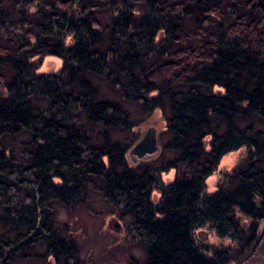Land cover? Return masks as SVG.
<instances>
[{
	"label": "trees",
	"instance_id": "1",
	"mask_svg": "<svg viewBox=\"0 0 264 264\" xmlns=\"http://www.w3.org/2000/svg\"><path fill=\"white\" fill-rule=\"evenodd\" d=\"M50 55L61 68L39 71ZM157 109L168 138L133 165ZM97 198L144 264H233L195 232L211 224L238 241L264 222V0H0V264L38 244L44 263L78 264L56 205Z\"/></svg>",
	"mask_w": 264,
	"mask_h": 264
},
{
	"label": "rangeland",
	"instance_id": "2",
	"mask_svg": "<svg viewBox=\"0 0 264 264\" xmlns=\"http://www.w3.org/2000/svg\"><path fill=\"white\" fill-rule=\"evenodd\" d=\"M62 65V59L50 55L43 60V64L39 71L51 72L60 69ZM151 128L155 129V133L160 142L161 137L163 140L168 138V134L164 131L166 129V122L162 111L158 109L155 110L151 117L143 121L140 128H137L136 131L139 135L137 141H135L136 144L145 136V132L149 131ZM135 146L134 144L133 147ZM247 152L245 147H241L239 150L229 151V153L221 159L216 170L206 181L207 193L214 192L218 189L219 184L225 181V177L229 172L247 156ZM230 155L233 157L231 162H224ZM134 159L135 156L133 153L129 161L133 165H137L142 162L153 161L155 157H146L140 162H136L137 160L135 161ZM174 175L175 172L172 170L168 173H164L162 177L165 181L170 182L175 178ZM154 196H156L157 199L159 194L155 193ZM96 200L98 201L93 203L95 206L94 208L79 206L75 209H67L61 203H57L56 205L57 214L59 215L58 220L70 225L74 231L78 246H80L81 260L78 264H144L146 259L144 251L139 244L129 241L132 238H130L129 233H127L124 222L122 224L115 215H109L108 207L101 199L97 198ZM241 221L242 224L245 225L244 227L251 230L249 233H253L251 229V220L242 216ZM256 226L255 235L250 238L253 240L255 237L264 238V222H257ZM2 231L3 229L0 226V233ZM195 234L196 240L202 243L204 242L207 245L210 255L213 253L214 249H228L233 264L239 263V260H236L235 257L239 258V256L242 257L252 253V250L255 248L251 243L248 244L244 238L243 240L239 239L236 241L230 235H219L217 229L211 224L200 226ZM44 250L45 248L38 244L32 256L23 257L21 254L17 255L18 257H16L15 261L11 262V264H46L44 261H41L40 258H37L40 257L37 254L39 252L43 253ZM49 263L54 264V259L51 258Z\"/></svg>",
	"mask_w": 264,
	"mask_h": 264
},
{
	"label": "water",
	"instance_id": "3",
	"mask_svg": "<svg viewBox=\"0 0 264 264\" xmlns=\"http://www.w3.org/2000/svg\"><path fill=\"white\" fill-rule=\"evenodd\" d=\"M135 147L131 148L127 156L131 158L134 153L135 161L140 162L146 157H157L159 156L160 150L162 149V144L155 133V129L151 128L149 131L145 132V136L141 139L139 143H135Z\"/></svg>",
	"mask_w": 264,
	"mask_h": 264
},
{
	"label": "flooded vegetation",
	"instance_id": "4",
	"mask_svg": "<svg viewBox=\"0 0 264 264\" xmlns=\"http://www.w3.org/2000/svg\"><path fill=\"white\" fill-rule=\"evenodd\" d=\"M247 243L255 248L252 250V253H249L244 256H239V258L235 257L236 260H239L237 264H264V238L263 237H255L253 240L252 238L246 239ZM234 259V260H235ZM235 260V262H236Z\"/></svg>",
	"mask_w": 264,
	"mask_h": 264
},
{
	"label": "bare ground",
	"instance_id": "5",
	"mask_svg": "<svg viewBox=\"0 0 264 264\" xmlns=\"http://www.w3.org/2000/svg\"><path fill=\"white\" fill-rule=\"evenodd\" d=\"M232 159H233V157H231V155H230L229 158H227L225 161L224 160L223 161L229 163V162H231Z\"/></svg>",
	"mask_w": 264,
	"mask_h": 264
}]
</instances>
